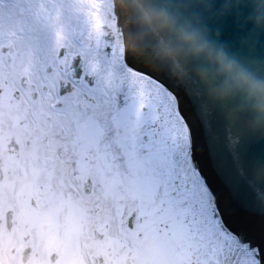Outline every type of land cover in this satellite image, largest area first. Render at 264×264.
Segmentation results:
<instances>
[{
	"label": "snow or ice",
	"instance_id": "1",
	"mask_svg": "<svg viewBox=\"0 0 264 264\" xmlns=\"http://www.w3.org/2000/svg\"><path fill=\"white\" fill-rule=\"evenodd\" d=\"M0 264H264V131L99 16L0 0Z\"/></svg>",
	"mask_w": 264,
	"mask_h": 264
},
{
	"label": "water",
	"instance_id": "2",
	"mask_svg": "<svg viewBox=\"0 0 264 264\" xmlns=\"http://www.w3.org/2000/svg\"><path fill=\"white\" fill-rule=\"evenodd\" d=\"M121 1L127 15L119 0H114L113 8L118 13L115 21L116 26L117 24L124 26V58H126L128 34V44L133 46L127 51L130 63L146 69L168 83L175 81L182 86L195 89L199 97L212 105L223 108L230 119L238 124H243L250 131H264V112L260 111L255 104H253L254 106L246 105L249 102L243 98L241 99V97L223 96L221 83L213 89H208L202 76L212 80L217 77V75H212L217 74L219 71H213L212 68H209L210 64H206L199 68V73H196V70H198L195 65L197 58L194 56L185 57L184 55L189 51L183 50L188 46L189 37L198 36L200 39L206 40L208 39L207 36L212 39L215 38L212 29L208 30L205 36L202 35L203 32L201 31L206 25L212 26L215 16L208 17L205 13L202 15L204 21L202 25L196 24L191 28L190 21L192 17L184 15L183 11L185 9L181 6L187 7L190 4L187 0L180 2L177 0ZM187 11L189 10H186L185 14H187ZM230 18H233V16ZM185 26L189 29H186ZM221 35H224V31ZM255 37L252 38V40L254 39L252 45L256 43ZM258 45L257 48L254 46L245 48V51L252 58V63L263 55L262 46L261 44ZM194 54L196 53L193 52L190 55ZM201 55L204 54H199V56ZM199 58L202 59V57ZM263 66H260L262 70L264 69ZM213 67L216 68V66ZM246 73L254 78L253 72ZM260 73L258 72V74ZM262 80L264 81V78Z\"/></svg>",
	"mask_w": 264,
	"mask_h": 264
},
{
	"label": "clouds",
	"instance_id": "3",
	"mask_svg": "<svg viewBox=\"0 0 264 264\" xmlns=\"http://www.w3.org/2000/svg\"><path fill=\"white\" fill-rule=\"evenodd\" d=\"M189 39L193 44L197 43L195 37H189ZM197 51L206 55L209 62L218 67V75L227 77L223 86L225 95L243 91L249 102L254 103L260 111L264 112V82L252 78L228 61L223 54L214 53L206 45L198 46Z\"/></svg>",
	"mask_w": 264,
	"mask_h": 264
},
{
	"label": "bare ground",
	"instance_id": "4",
	"mask_svg": "<svg viewBox=\"0 0 264 264\" xmlns=\"http://www.w3.org/2000/svg\"><path fill=\"white\" fill-rule=\"evenodd\" d=\"M66 1L67 0H64V3H65V6H67V7H69L70 3L73 2V0H70V3L67 4ZM90 3L92 5H94L95 13H99L104 18L108 19L107 20L109 22L108 25L111 26L113 32L115 33L116 39L118 40V42H120L121 51H122V54H123V57H124V53H123V47H125V43H124V26L122 24H117V26H116V22L115 21H116V19L118 17V13L115 12L114 8H113L114 0H90ZM142 71L146 72L144 70H142Z\"/></svg>",
	"mask_w": 264,
	"mask_h": 264
},
{
	"label": "rangeland",
	"instance_id": "5",
	"mask_svg": "<svg viewBox=\"0 0 264 264\" xmlns=\"http://www.w3.org/2000/svg\"><path fill=\"white\" fill-rule=\"evenodd\" d=\"M66 3H70V0H67ZM90 3V0H73L72 3H70V6L67 7L71 13L75 16H78L82 19H86V20H95V18L97 16H99L100 19L103 20L104 24L107 27V31L109 34V37L116 43L117 47L121 50V45L118 42V40L115 37V34L111 31L110 26L108 25V19L104 18L102 15H100L99 13H95L94 11V5H92ZM91 6V7H90ZM102 16V17H101ZM90 101H84L82 104V107L87 108L90 105ZM99 108V106H97ZM132 126L130 125L128 130L131 128Z\"/></svg>",
	"mask_w": 264,
	"mask_h": 264
}]
</instances>
